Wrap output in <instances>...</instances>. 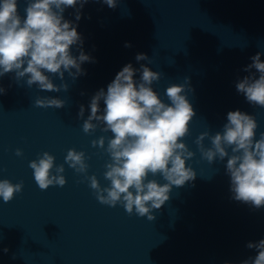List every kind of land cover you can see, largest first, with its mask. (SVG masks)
<instances>
[{"label":"water","instance_id":"95a60500","mask_svg":"<svg viewBox=\"0 0 264 264\" xmlns=\"http://www.w3.org/2000/svg\"><path fill=\"white\" fill-rule=\"evenodd\" d=\"M25 7L18 0L21 16ZM81 11L79 21L74 8L63 15L78 24L83 51L95 62L82 64L87 74L75 81L65 73L67 92L29 88L26 79L18 85L11 73L0 77L6 89L0 94V179L24 185L10 202L0 198V264H240L255 257L246 244L264 239V207L232 199L226 160L209 164L194 141L204 131H222L227 113L235 110L255 116L257 139L264 132V108L247 103L235 88L248 75L242 69L250 57L264 53V0H117L116 8L89 0ZM138 53L151 63L137 62ZM73 54H79L75 48ZM128 63L162 73L152 86L165 102L166 88L185 78L194 90L188 99L196 115L185 143L195 152L186 163L197 176L173 188L169 201L153 212L154 221L101 204L87 180L64 163L68 149L84 151L87 174L108 186L103 173L109 156L91 141L112 134L99 128L85 134L77 113L83 104L86 119L91 97L106 91ZM53 82L61 83L56 77ZM44 96L65 100V107H36V98ZM16 149L23 155L16 156ZM44 151L54 155L55 165L64 164L63 187L41 190L36 184L29 162Z\"/></svg>","mask_w":264,"mask_h":264},{"label":"clouds","instance_id":"9594fccd","mask_svg":"<svg viewBox=\"0 0 264 264\" xmlns=\"http://www.w3.org/2000/svg\"><path fill=\"white\" fill-rule=\"evenodd\" d=\"M25 2V15L21 16L18 0H0V77L11 73L18 85L20 80L26 79L29 88L35 85L41 91L67 92L69 85L65 82V73L75 81L87 74L82 64L95 60L83 51L84 39L77 31L78 24L65 19L63 14L67 8H74L75 20L79 21L81 10L89 0ZM102 2L110 8L117 7V0ZM125 47H131V44L126 43ZM73 48L78 55L73 54ZM261 55L264 53L257 52L250 57L252 62L242 69L248 75L239 79L235 88L244 95L247 103L264 108V61ZM135 59L151 63V58L144 53H138ZM137 72L140 73L138 80L134 78ZM161 76V72L153 71L145 64L137 69L128 63L107 85L106 91L101 88L91 97L90 114L86 119L85 106L79 107L77 118L83 120L85 134H92L97 128L112 134L91 141L92 147H99L109 156L103 173L108 186L102 187L96 175L87 174L90 157L84 151L68 149L64 160L87 180L101 204L120 205L129 215L135 211L136 215L146 216L149 221L156 219L153 212L169 201L174 187H183L197 176L186 163L195 152L185 143V138L190 135V122L196 115L188 99V92L194 90L185 78V83H173L166 88L168 102H165L152 86ZM53 77L61 83H54ZM0 94H6V89L0 87ZM65 103L52 96L35 100V106L41 108L60 109ZM226 119L222 131L214 135L204 131L194 143L201 159L209 164L226 160L225 174L230 178L231 198L258 210L264 207V132L256 138L258 122L247 112L229 111ZM205 139L210 141L209 146H205ZM15 155L22 156V150L16 149ZM29 167L41 190L56 185L63 187L67 182L63 175L64 164L55 165L54 155L47 151L30 161ZM23 186V181L14 184L9 179H0V198L5 203L10 202L15 194L22 192ZM246 247L255 249L257 255L240 264H264V239L248 242ZM3 251L7 253L8 249Z\"/></svg>","mask_w":264,"mask_h":264}]
</instances>
